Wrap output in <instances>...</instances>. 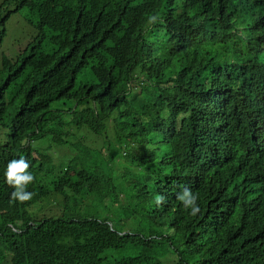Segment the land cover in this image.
I'll return each instance as SVG.
<instances>
[{
    "label": "trees",
    "instance_id": "trees-1",
    "mask_svg": "<svg viewBox=\"0 0 264 264\" xmlns=\"http://www.w3.org/2000/svg\"><path fill=\"white\" fill-rule=\"evenodd\" d=\"M13 12L36 32L1 56L0 264H264L240 152L261 127L264 0H2L0 44Z\"/></svg>",
    "mask_w": 264,
    "mask_h": 264
},
{
    "label": "clouds",
    "instance_id": "clouds-1",
    "mask_svg": "<svg viewBox=\"0 0 264 264\" xmlns=\"http://www.w3.org/2000/svg\"><path fill=\"white\" fill-rule=\"evenodd\" d=\"M152 21L156 17H151ZM191 66V65H190ZM261 127L252 136L251 140L244 145L240 150L241 153L249 155L248 165L252 168L254 176L247 180L246 188L244 189V206L254 215V220L257 226L262 224L264 229V102L260 108ZM30 164L24 158L13 159L9 161L5 172L7 184L14 189L11 194L12 201L24 203L30 201L33 193L28 191V186L32 184L35 177L29 171ZM177 199L182 203L184 210H190L191 216H196L200 212L197 204L198 197L193 192L185 188ZM258 199L262 203L257 206ZM165 198L157 196L155 203L157 206L163 204ZM258 233H261L258 232Z\"/></svg>",
    "mask_w": 264,
    "mask_h": 264
},
{
    "label": "rangeland",
    "instance_id": "rangeland-1",
    "mask_svg": "<svg viewBox=\"0 0 264 264\" xmlns=\"http://www.w3.org/2000/svg\"><path fill=\"white\" fill-rule=\"evenodd\" d=\"M2 0H0L1 3ZM10 11H12L10 9ZM5 30L6 34L2 40V43L0 44V66H1V56L7 55L8 58L16 57L20 54V52H23L29 44V42L34 38L35 36V29L33 26L29 25L24 17L19 15V13L13 12L8 20L5 23ZM78 132H83V129L79 130ZM91 136L90 141L87 142L86 146L83 142L76 143L79 144L81 147H85L86 149H97L100 147V144L102 143V140L104 139V135L98 136V138H93V134H90ZM83 139V138H81ZM85 142L87 141V137L84 138ZM88 147V148H87ZM84 149V148H82ZM128 150L132 153L135 151V143H133L131 146L128 147ZM92 151V150H90ZM114 210L110 207H107L106 211H103L104 215L110 216V212ZM33 211V209H32ZM126 230L124 229V232H128L127 230L135 229L134 223H128L126 225ZM140 230H146L149 233H152L151 229L147 228V225L144 223H141Z\"/></svg>",
    "mask_w": 264,
    "mask_h": 264
}]
</instances>
